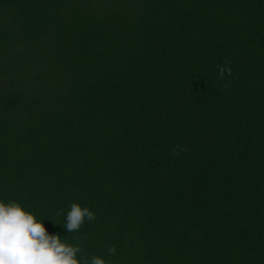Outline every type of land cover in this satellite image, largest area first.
Here are the masks:
<instances>
[{
    "label": "trees",
    "instance_id": "1",
    "mask_svg": "<svg viewBox=\"0 0 264 264\" xmlns=\"http://www.w3.org/2000/svg\"><path fill=\"white\" fill-rule=\"evenodd\" d=\"M0 201L89 259L264 264V0H0Z\"/></svg>",
    "mask_w": 264,
    "mask_h": 264
},
{
    "label": "clouds",
    "instance_id": "2",
    "mask_svg": "<svg viewBox=\"0 0 264 264\" xmlns=\"http://www.w3.org/2000/svg\"><path fill=\"white\" fill-rule=\"evenodd\" d=\"M218 69L219 79H225L226 74L232 75L228 61ZM183 151L187 149L176 145L173 155L178 156ZM56 215H61V212L58 211ZM95 219L92 211L73 202L63 227L71 234L79 232L86 221ZM42 221H38L35 214L25 211L17 202L5 204L0 201V264H111L110 259L105 260L100 256L89 259L84 255L85 250L79 245L78 237H75L76 244L72 245L62 243L59 235H49ZM108 254L109 257L116 254L115 246L108 249Z\"/></svg>",
    "mask_w": 264,
    "mask_h": 264
}]
</instances>
